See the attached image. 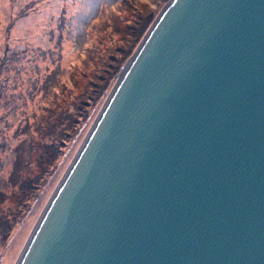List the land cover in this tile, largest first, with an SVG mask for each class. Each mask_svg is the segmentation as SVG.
Returning a JSON list of instances; mask_svg holds the SVG:
<instances>
[{"label": "water", "instance_id": "obj_1", "mask_svg": "<svg viewBox=\"0 0 264 264\" xmlns=\"http://www.w3.org/2000/svg\"><path fill=\"white\" fill-rule=\"evenodd\" d=\"M5 264H264V0H166Z\"/></svg>", "mask_w": 264, "mask_h": 264}, {"label": "rangeland", "instance_id": "obj_2", "mask_svg": "<svg viewBox=\"0 0 264 264\" xmlns=\"http://www.w3.org/2000/svg\"><path fill=\"white\" fill-rule=\"evenodd\" d=\"M126 1L0 0V264H5L89 125L88 121L76 141L61 147L54 164L60 163L56 168L54 165L45 187L39 188L38 199L34 200L32 189L22 191L19 184L24 177L42 175L36 163L42 153L38 147L40 139L33 132L32 138H27V133L33 131V124L48 101L49 80L58 85L60 81L53 78L62 73L61 69L67 71L72 66L77 57L75 46L83 43L87 36L84 33L93 24L100 22L97 25L101 26V21H112L116 14L130 17L123 6ZM130 1L159 8L164 0ZM14 163L16 171H12Z\"/></svg>", "mask_w": 264, "mask_h": 264}, {"label": "trees", "instance_id": "obj_3", "mask_svg": "<svg viewBox=\"0 0 264 264\" xmlns=\"http://www.w3.org/2000/svg\"><path fill=\"white\" fill-rule=\"evenodd\" d=\"M123 6L130 12V17L124 18V15L116 14L113 18L110 17L112 21H101V26L97 25L100 22L93 24L84 33L87 36L83 37V43L81 41L82 44H76L77 57L72 60V66L67 71L61 69L62 73L53 78L60 81L58 85L51 84L52 80H49L48 101L41 108V114L33 124V131L27 133V138L31 139L34 134L40 139L41 145L38 147L42 149V153L36 158V163L42 175L24 177L19 184L25 193L30 189L35 192L32 195L34 200L40 195L39 188L45 187L54 165L56 168L60 163L54 164L61 147L76 141L87 122L90 123L93 111L102 104L117 79L118 72L161 5L154 8L147 3L134 4L128 0ZM62 74L63 77L60 78ZM29 146L31 151L32 143ZM51 154L53 155L49 156ZM16 170L14 163L12 171Z\"/></svg>", "mask_w": 264, "mask_h": 264}]
</instances>
